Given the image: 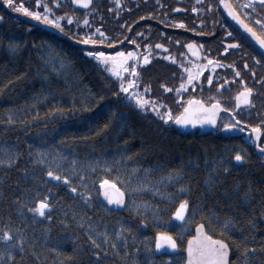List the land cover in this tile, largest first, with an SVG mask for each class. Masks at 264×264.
<instances>
[{"label": "trees", "instance_id": "obj_1", "mask_svg": "<svg viewBox=\"0 0 264 264\" xmlns=\"http://www.w3.org/2000/svg\"><path fill=\"white\" fill-rule=\"evenodd\" d=\"M4 27L6 30L0 31V158L7 159L15 152L19 156L12 166L0 164V230L24 229L25 252L12 249L19 264H164L167 256L172 257L173 264H183L187 238L194 234L198 222L204 223L209 234L229 242L230 264H245L244 256L232 247L233 241L245 235L256 246L247 264L264 260L260 249L264 238V158L252 147L238 136L181 133L171 122L136 107L123 93H117L118 79L77 49L66 51L69 44L65 41L14 25ZM10 41L22 47L12 51L7 47ZM177 74L169 67L168 83L176 81ZM153 92L162 96L159 89ZM100 96L103 100L97 103ZM105 123L109 127L97 133ZM37 149L62 154L66 157L62 161L65 169L73 159L76 161L75 168L84 172L91 191L90 207L78 193L44 177L46 168L32 162ZM237 150L245 155L243 162L232 160ZM221 157L229 173L225 176L217 167L213 177L217 183L210 187L205 177L212 175L210 169ZM134 168L136 172L129 180ZM176 168H181L183 177H177V183L167 181L166 174ZM144 169L149 171L145 173ZM102 177L124 181H116L126 195L122 208L104 204L97 182ZM237 180L241 181L240 191L251 183L250 203H242L239 193L233 191ZM140 183L149 187H139ZM180 184L189 189V208L183 222L171 215L179 200L186 198L177 191ZM49 188L55 189L49 200L56 206L46 216L34 218L27 209L39 198L36 192L44 193ZM17 197L25 201L23 206ZM194 204L202 207L193 215ZM73 212L77 213L75 217ZM81 214L86 218L83 223ZM47 216H51L50 221ZM228 216L237 223L224 235L221 223ZM249 218L254 227L247 223ZM89 224L93 227L86 232ZM157 231L173 234L179 247L155 249ZM104 232L108 234L106 244L102 236L96 237V233ZM88 235L101 243L99 249L88 241ZM6 249L0 241V251Z\"/></svg>", "mask_w": 264, "mask_h": 264}, {"label": "snow or ice", "instance_id": "obj_2", "mask_svg": "<svg viewBox=\"0 0 264 264\" xmlns=\"http://www.w3.org/2000/svg\"><path fill=\"white\" fill-rule=\"evenodd\" d=\"M261 8H264V0H258ZM3 3L7 5L9 8H12L13 11L18 13H23L28 17H31L33 20L42 22L46 25H52L56 29H59L61 32H64V27L61 25V17L60 16H50L49 13L52 12V8L48 3L43 2V0H35V5L37 7L42 6L43 12L38 10H33L28 7H25L24 3L19 2L15 3L14 0H3ZM53 5L58 4V0H51ZM71 3L76 5H82L85 9L91 11L93 9L90 8L92 0H71ZM121 0H116V5L119 6ZM199 3V0H197ZM219 4L224 7L227 11L228 15L235 20L241 28H243L253 40L259 46L264 49V12L259 14V18H257V8L254 0H219ZM161 7H166V5H161ZM212 4L209 3L207 8L209 11L212 10ZM179 9V5H177L176 9L173 11H177ZM110 11V9H109ZM193 13H203L204 9H199L195 6L191 8ZM119 15V13H117ZM147 16L152 17L153 13H146ZM158 15V13H157ZM167 16V13H165ZM3 17H0L2 20ZM66 19L71 22L75 19L73 15H66ZM137 19H142V17H138ZM251 21V22H249ZM79 23L88 25L89 18L87 11L85 12L84 18L79 21ZM135 23V21H133ZM164 23V21H161ZM197 24H203L204 22L201 20H196ZM172 26L176 28H187L184 20H173ZM126 27L131 28V25H126ZM259 30V31H258ZM189 31H195V28L189 29ZM95 32L99 33L100 38H95L94 32H89L87 34H80V42L84 45H98L104 44L109 37L106 35L104 31L100 29L99 26L96 27ZM163 34V33H162ZM141 33L137 32L136 36H140ZM224 37L227 39L220 46V50L223 53H228L229 49H235L239 47L238 42L231 38V33L225 31ZM76 37H73L75 39ZM168 39H171L169 37ZM119 40L113 39L112 44H118ZM132 44H135V50L129 48L127 51L120 49L117 51H88L87 55L90 57H94L97 61L100 62L101 65L107 70V72L111 73L113 77H116L119 81L116 92L123 93L124 96L128 99L129 102H134L135 106L147 111L148 108L151 109L152 112L156 113L163 121L174 120L176 124L184 125V124H217V113L223 109L225 112L232 113V119L236 121L233 123H223L224 129H231L233 127L239 128L241 125H246L242 129V131L249 133L250 139L253 141L255 148L259 150V153L262 157H264V143L259 141H264V121H260L256 124L247 123L244 120H237L235 115V109L239 108L241 105L243 106H251L254 101L251 99L252 94L255 92V89L249 87L244 78L241 76L240 70L236 69V65L234 63L227 64L221 63L220 60L216 59L211 54L203 55V63H198L193 61L190 66H185V64L177 61L175 56L168 54L164 56L165 60L173 61L179 64L181 71V76L179 83L175 86L176 100L181 103L183 106L179 112L173 115L172 110L164 103L162 99H157L156 97L145 98L144 92H151V86L148 83L143 85V90L139 89L137 85L141 83V73L138 70L139 66L146 65L149 61L152 60V53L155 56H160L161 53L157 50L164 49L167 50V45L157 41L155 45H151L148 43H144L143 45L136 43L135 39H132ZM176 44H180V41L177 40ZM7 47L15 51L19 47H22L16 41H10L7 44ZM184 47L191 53L192 57L199 60L202 56L201 49L203 45H197L195 41H188ZM142 49V50H141ZM210 51V50H209ZM181 56H184L181 53ZM247 56V53H245ZM187 59V57H184ZM255 61L256 58L253 57ZM259 63V61H256ZM217 66L224 68H231L233 70L234 75L229 77H216L217 80H222L223 84H228L230 80H234L239 78L240 88L238 91L234 93L235 104L232 108H225L223 104L219 102V100L212 96L210 98V103H206L203 99H198L196 96H190L187 98L186 102L182 99L181 92L186 90L189 86L195 88L196 84L194 81L201 80V73L204 72L206 68L215 69ZM249 67L247 60L243 62V68L247 69ZM58 71V70H57ZM174 75V74H173ZM206 75L207 84H213V76L211 72H208ZM251 75L255 77V70L252 71ZM257 84L264 83V76H261ZM216 89L221 88V83L215 84ZM160 88L163 92H170V88L167 84L161 83ZM116 95V93H113ZM97 103L103 100V96L97 97ZM51 111H64L63 109H52ZM109 127V123H105L101 128L97 129V133L101 132L103 129H107ZM7 152V149H4ZM57 153L59 150L57 149ZM29 155H33L29 153ZM19 156L18 152L11 154L7 159L0 158V164L12 166L17 162V157ZM35 159L32 161L33 163L38 162L40 165H43L46 168L44 172L45 178H50L52 181L57 182L60 186L65 187L71 193H78L81 200L85 202V204L90 207L91 200V191L88 189L87 183H85V176L83 171H79L75 168L76 161L73 159L68 169H65L62 166V161L66 159L62 154H50L48 151H44L41 149H37L35 153ZM245 155L242 154L241 150L235 151L232 156L233 161L243 162L245 160ZM127 159V157H125ZM95 162H93V165ZM103 168L104 165H101ZM219 167L223 175L227 176L229 173V166L223 163V158L221 157L219 162H214L210 172L212 175L206 176L205 180L209 183L211 187L213 184L217 183L216 180L213 179L216 176L215 169ZM182 168V166H181ZM181 168H176L174 170H169L166 174V179L169 182L177 183V177H183L184 173ZM94 170V167H93ZM110 170V169H107ZM145 173L149 171V169H144ZM173 171L175 175H173ZM136 172V169H132L129 173V180L132 179L133 174ZM77 176L79 177L77 179ZM164 179V177H161ZM73 180H75V185L73 184ZM117 180L120 182H124L119 177H114L113 179H108L107 177H102L98 179L99 184V193L104 197L108 204L112 205H122L125 203V194L124 191L117 186ZM44 183H47V179H45ZM241 181H235L232 189L234 192L239 193V197L242 203H250L253 195V191L251 188V183L249 182L248 187L244 189V191H240ZM139 187L147 188L149 185L147 183H140ZM136 190L135 188H130L129 191ZM155 191V189H153ZM177 191L185 195V199H180L178 204L175 207V210L171 213L172 217L179 221H185L187 219L186 210L189 208V200L187 199V194L189 189L180 184L178 186ZM55 195V189L49 188L48 191L44 193L36 192L35 197H39L34 199L33 206L27 209L28 212L35 216H46V212L50 211L53 207L56 206L55 201H50L49 197ZM161 195H164L161 193ZM168 198L171 199V194H168ZM18 202L23 206L25 201L21 200L19 197L16 198ZM262 202H264V198H262ZM144 206L147 207V203L143 202ZM139 207V204L136 205ZM193 215L198 207H202L200 204H194L193 206ZM135 210V209H134ZM77 213L73 212V216L75 217ZM264 215V213H262ZM47 219L50 221L51 216H47ZM80 222L83 223L84 219H86L82 214L79 217ZM67 223V221H64ZM144 223L143 220L140 222ZM236 221L233 217H226L221 223V232L224 235H227V231L234 228L236 225ZM247 223L254 227L253 219L249 218ZM93 226L88 225L85 229L87 232ZM117 236L121 233L118 230ZM102 236L103 243H107L108 234L104 233H96V237ZM88 241L91 244L99 249L101 247V243L97 242V239L93 235H88ZM0 241H4L7 245V249L5 251H0V258H5L6 260L0 259V264H19L18 258L15 256V253L12 251L13 248L18 249L21 254L25 252L26 245V235L24 229L15 228L9 229L4 228L0 230ZM240 245H243L241 247ZM112 247L115 248V243L112 244ZM167 247L169 249H177L179 247L177 243V239L174 238L173 234L164 231H157L154 237V248L162 249ZM233 249H236L239 254L244 256L245 264H247V258L249 254L255 255L256 246L252 243L248 242V237L245 235L241 238L240 241H233L232 244ZM260 249L264 251V238H261ZM52 251H56V249H52ZM104 251L107 252V248H104ZM185 252L186 258L183 261V264H229V252L230 245L229 242L225 239L220 238L219 236H215L209 234L205 230V225L203 222H198L195 225V235L188 236L186 244H185ZM33 255H36L33 253ZM95 255H99V252H96ZM36 258L39 259V256L36 255ZM164 264H173V260L171 256H167L164 260ZM259 264H264V260H260Z\"/></svg>", "mask_w": 264, "mask_h": 264}, {"label": "flooded vegetation", "instance_id": "obj_3", "mask_svg": "<svg viewBox=\"0 0 264 264\" xmlns=\"http://www.w3.org/2000/svg\"><path fill=\"white\" fill-rule=\"evenodd\" d=\"M14 2L19 3L21 0H14ZM22 2L25 7L43 12V7H37L35 5V0H22ZM43 2L48 3L52 8V12L49 13L50 16L61 17L60 23L64 27V32H61L52 25L49 26L60 32L64 37L57 33L44 30L39 25L31 23L30 20H33L31 17L13 11L12 8H9L3 3V0H0V17H3V19L0 20V31L2 29L6 30L7 27L5 28V25H14V27H21L27 31L48 33L55 41H65L69 44L66 45L69 47L66 51L74 48L77 49L81 55L86 57H90L87 55L88 51H117L120 49L127 51L129 48L135 50L136 45L130 43L132 39H135L136 43L141 45L148 43L154 46L157 41L164 43L167 45L166 51L164 49L157 50L161 53L158 57L150 53V55H152V60L146 65L139 66L138 70L141 73V83L137 85V87L143 88L145 83L150 84L151 92L148 94V98L154 96L158 100L162 99L172 110L173 115L179 112L183 106L181 103L177 102L176 93L174 91L175 86L179 83L182 70L179 64L165 60L164 56L171 54L175 56L177 61L185 64V66H190L193 61L203 63V55L211 54L216 59L220 60L222 64L234 63L236 69L240 70L241 76L248 86L255 89V92L251 96L254 103L247 107L241 105L239 108L235 109L237 120H244L251 124L264 121V83H256L261 76H264V49H262L259 44L252 39L250 34L228 15L224 7L219 4V0H199V3H197V0H121L119 6L116 5V0H92L90 8L93 10L91 11L85 9L82 5L71 3V0H58V4L56 5H53L51 0H43ZM231 2H234V0H231ZM209 3L213 6L211 11L207 8ZM254 3L257 8V18H259V14L264 12V8H261L258 0H254ZM161 5H166V7H161ZM177 5H179V9L173 11V9L177 8ZM193 6L204 9L203 13H193L191 11ZM86 11L89 18L88 25L79 23V21L84 18ZM148 12H152L153 16H147L146 13ZM117 13H119V15H117ZM165 13H167V16H165ZM66 15H73L75 19L69 22L66 19ZM138 17H142V19H137ZM181 19L184 20L187 28H176L172 26L173 20ZM196 20H201L204 23L197 24ZM133 21H135V23H133ZM161 21H164V23H161ZM126 25H131V28L126 27ZM97 26L106 33L109 39L104 44H82L79 38L82 33L87 34L89 32H94L95 38H100L99 33L95 32ZM192 28H195V31H189V29ZM225 31L230 32L231 38L236 40L239 45V47L235 49H229L228 53H223L220 50L221 44L227 39L224 37ZM137 32H140L141 35L136 36ZM73 37L76 38L73 39ZM169 37H171V39H168ZM113 39L119 40V43L112 44ZM177 40L180 41V44H176ZM190 40L195 41L197 45H203L201 49L202 56L199 60L192 57L191 53L184 47ZM181 53H183L184 56H181ZM245 53H247V56H245ZM184 57H187V59ZM253 57L256 58L255 61ZM91 58L96 60L94 57ZM245 60H247L249 65L247 69L243 68V62ZM256 61H259V63H256ZM97 62L100 63L99 61ZM169 67H171L174 72L179 73V75L177 74V76H175L177 80L171 83L167 81V69ZM253 70H255L256 73L255 77L251 75ZM208 72H211L213 76V84L211 85L204 82L206 80L205 74ZM200 75L201 80L194 81L196 84L195 88L189 86L186 90L181 92L182 99L185 102L188 97L194 95L198 99H203L206 103H210V98L215 96L225 108H232L234 106V93L240 88L238 82L239 78L230 80L226 85L223 84L222 80L216 79V77L223 78L233 76L234 73L231 68L220 66H217L215 69L206 68ZM161 83L167 84L170 88V92H163L160 88ZM216 83H221L220 89H216ZM154 89H159L162 96L158 97L154 94ZM148 111L156 115L150 108H148ZM232 115V113L225 112L221 109L215 129L202 132L200 128H197L184 134L203 135L215 133L228 138L238 136L262 157L259 150L255 148L253 141L250 139L249 133L242 131L246 125H241L239 128H223V123L225 122L236 123V121L232 119ZM168 122H171V125L174 127V120L170 119ZM185 125L187 127L192 126L191 123ZM226 130L235 133L225 134L224 132ZM259 142L264 143V141Z\"/></svg>", "mask_w": 264, "mask_h": 264}, {"label": "water", "instance_id": "obj_4", "mask_svg": "<svg viewBox=\"0 0 264 264\" xmlns=\"http://www.w3.org/2000/svg\"><path fill=\"white\" fill-rule=\"evenodd\" d=\"M30 22L33 23V24H35V25H39L44 30H47V31L53 32V33H57L58 35L64 37V35H62L57 30L53 29L49 25H46V24H43V23H38V22L33 21V20H30ZM219 113L220 112L217 113V117H216L217 118V121H218ZM216 126H217V124L216 125H213V124L205 123V124H192V126L187 127L185 124L184 125L176 124L175 121H174V127L176 129H178L179 131H181L182 133L190 132V131H193V130H195L197 128H200L202 132H208V131H211V130L215 129ZM224 133L225 134H228V133H235V132H230L229 130H226ZM101 197H102V200H103L104 204H106L110 208L120 209V208H122L125 205V203L122 204V205H115V204L110 205V204L107 203V201L104 199V197L102 195H101ZM125 202H126V195H125ZM205 230H206V228H205ZM193 235H195V229H194V234ZM164 249L165 250H168L169 248L164 247ZM185 255H186V252H185ZM230 259H231V250L229 252V264H230Z\"/></svg>", "mask_w": 264, "mask_h": 264}, {"label": "rangeland", "instance_id": "obj_5", "mask_svg": "<svg viewBox=\"0 0 264 264\" xmlns=\"http://www.w3.org/2000/svg\"><path fill=\"white\" fill-rule=\"evenodd\" d=\"M104 67V66H103ZM105 69V68H104ZM106 70V69H105ZM107 71V70H106ZM108 74L109 75H111V73H109L108 72ZM112 76V75H111ZM113 77V76H112ZM116 78V77H115ZM140 89V88H139ZM150 92H144V96H145V98L147 99L148 98V94H149ZM145 111V110H144ZM168 122V121H167Z\"/></svg>", "mask_w": 264, "mask_h": 264}]
</instances>
